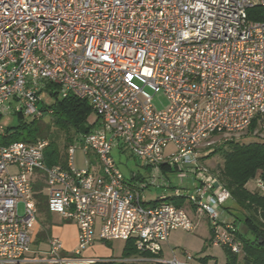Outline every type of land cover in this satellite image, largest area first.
I'll return each mask as SVG.
<instances>
[{"label":"built area","instance_id":"2783aa9c","mask_svg":"<svg viewBox=\"0 0 264 264\" xmlns=\"http://www.w3.org/2000/svg\"><path fill=\"white\" fill-rule=\"evenodd\" d=\"M261 6L264 0H0V264H75L96 240L133 242L136 256L110 261L203 264L187 252L160 256L172 231L195 229L187 208L210 222V245L242 254L235 225L220 217L230 192L203 159L219 140L264 134V23L248 17ZM47 94L85 100L95 116L90 132L66 148L64 164L50 166L48 140L4 144L1 124L9 112L51 116ZM158 94L167 108L155 106ZM113 151L141 160L147 177L125 179ZM36 173L47 211L77 228L73 257L61 255L58 238L44 253L31 249ZM256 183L264 195V182ZM151 189L172 196L145 202Z\"/></svg>","mask_w":264,"mask_h":264},{"label":"trees","instance_id":"16d2710c","mask_svg":"<svg viewBox=\"0 0 264 264\" xmlns=\"http://www.w3.org/2000/svg\"><path fill=\"white\" fill-rule=\"evenodd\" d=\"M249 20L264 23V7L252 8L248 11ZM55 98V96H53ZM52 110L51 124L62 133L66 142V148L73 143L79 135L90 132L95 122L91 120V106L85 100L74 96H68L62 100H57L48 106ZM18 125L11 130L6 129V137L2 143L21 142L33 144L37 140H48L51 151L45 155V161L49 166L54 164H64L65 151L62 153L57 148L58 134L51 132L50 124L41 125L35 120L25 121L21 114H18ZM254 137V136H253ZM215 147V148H214ZM213 147L212 153L219 154L222 163L214 170L217 182L221 183L234 202L235 222H238L245 231L251 234V238L245 239L239 231L237 237L242 242L241 261L236 254L224 249L226 254L225 264H264V195L252 193L245 187L250 179H261L264 182V137H257L251 142H241L239 140H219ZM44 161V162H45ZM33 196L37 202L38 212L47 214L45 206V194L43 178L39 173L35 174L33 183ZM170 201V200H169ZM176 205L183 204L182 201L174 202ZM62 255V254H61ZM137 255V251L132 241L125 242L121 260H125ZM63 257H68L63 255ZM99 264H163L159 262H116Z\"/></svg>","mask_w":264,"mask_h":264},{"label":"rangeland","instance_id":"374dc122","mask_svg":"<svg viewBox=\"0 0 264 264\" xmlns=\"http://www.w3.org/2000/svg\"><path fill=\"white\" fill-rule=\"evenodd\" d=\"M55 101L54 98H52L49 94H47L44 98V102L47 106L51 105ZM155 106L158 109H165L168 106V102L165 100V98L162 96V94H158L155 98ZM23 120H32L29 116L23 114L22 115ZM91 120L94 121L95 116L92 113L90 116ZM37 123L44 125V124H50V130L51 132H54L58 134L57 139V148L60 152H64L66 150V142L64 140V136L62 133L57 132V130L53 127L51 124V118L50 116H44L41 117L39 120L34 119ZM18 115L9 112L8 115L2 117L1 124L8 130H11L12 128L16 127L18 125ZM257 137H264V134L258 133L256 135ZM233 140H239L241 142H251L255 139V137L251 136L250 133H244L240 135H236L232 138ZM217 140V139H216ZM218 144V143H217ZM215 148V147H214ZM51 151V147L47 148L45 150V155H47ZM66 152V151H65ZM113 158L115 159V162L120 170V172L123 174L125 179H128L132 173L135 172V174L141 175V177H147V172L142 168V161L133 158L128 152L121 151L117 153L116 151H113ZM92 159L93 156H91ZM84 158L83 154L77 150L74 156V164L78 168H84ZM203 162L206 164L208 168H211L212 172L217 171V167L222 163V158L219 154H214L211 152L208 153L207 156L204 157ZM46 165L49 166L48 162H46ZM9 171L11 173L15 172L14 168H10ZM246 189L252 193L259 194V189L257 187L256 183V177L255 179H250L246 185ZM163 191L160 189H151L145 191L144 198L148 201L149 199H152L158 195H160ZM168 196L171 197V193H168ZM188 209V208H187ZM20 212L22 213V206H20ZM42 217L43 214L38 215V220L34 226L31 228L30 236H31V249L34 251L37 255L41 254L42 251H45L47 249V243L43 242L44 238L41 231V225H42ZM56 218V217H55ZM197 224L195 223V229L192 232H185L182 230H175L172 231L169 239L168 244L170 248H172L176 255H179L181 252L186 251L187 253L191 254L192 258L198 263L203 264H225L226 261V254L224 249L221 247H216L210 245L208 242L209 240V226L208 222L206 220H200L197 221ZM242 237L245 239L251 238V234H243L241 233ZM62 243V242H61ZM73 241H70V245H67V248L72 249L73 247ZM167 245H163V256L164 258H170L171 252L168 249ZM125 246L124 241H111L107 243L98 242L95 243L93 246H90L86 248L84 253L82 252L81 255L74 256L77 260H80L79 262L75 264H87L84 262L85 260L93 259V260H102L101 262H96L95 264L99 263H108L107 261L111 260H119V258L122 256V252ZM76 247V246H75ZM62 248L63 244H62ZM63 255V253H62ZM241 254L238 255L239 261H241ZM106 260V261H105Z\"/></svg>","mask_w":264,"mask_h":264},{"label":"crops","instance_id":"0c3cea01","mask_svg":"<svg viewBox=\"0 0 264 264\" xmlns=\"http://www.w3.org/2000/svg\"><path fill=\"white\" fill-rule=\"evenodd\" d=\"M142 168L147 172V174H148V171L143 167V165H142ZM135 173V172H134ZM134 173H132V174H134ZM131 174V175H132ZM137 176L139 177V178H144V177H141V175H139V174H137ZM147 176V175H146ZM163 191V190H162ZM168 193L169 192H166V191H163L160 195L162 196V195H167L168 196ZM145 194V193H144ZM160 195H158V196H160ZM158 196H156V197H154V198H152V199H149L148 201L146 200V198H144V201L145 202H148V203H150V202H152L155 198H157ZM233 207H235L234 206V202H233V200H231V202L230 203H228L227 204V206L226 207H224L222 210H220V217H221V219L224 221V222H230V223H233L234 225H235V227H236V229L239 231V233H245V231L243 230V227L238 223V222H235V217H234V215H233V213H235V211H234V208ZM187 212H188V214L190 215V217H191V219L193 220V223L195 224H197V222H195V220H197V221H200V220H206L207 222H208V228H209V234H210V222L207 220V219H197L195 216H194V214L191 212V210L188 208V210H187ZM40 214H42V213H40ZM38 215H39V212H38ZM56 217V218H55ZM38 220H40L39 218H37V221ZM36 221V222H37ZM41 231H42V235H43V238H44V241L43 242H45V243H47V245H48V240L49 239H51V238H58L61 242H62V244H63V247L64 248H62V253H63V255H66V256H68V257H73V252H74V250H75V246H76V244H77V228H76V226H75V224L74 223H72V222H70V221H66V220H63L60 216H58V215H55V214H50L48 211H47V214H43V217H42V225H41ZM96 231H98V224H97V226H96ZM171 234V233H170ZM170 236V235H169ZM209 238H210V236H209ZM168 239H169V237H168ZM209 240V239H208ZM70 241H73V247H72V249H68L67 248V245H70L71 246V244H70ZM99 241L98 240H96L95 242H94V244L95 243H98ZM209 242V241H208ZM93 244V245H94ZM168 244V240H167V242L166 243H164V244H162V246H161V253H160V256L163 258V259H165V260H168V259H170V258H164V256H163V245H167ZM92 245V246H93ZM168 246V249H169V251L171 252V256L173 255V253H174V255L177 257V258H179V259H182L183 257H184V255H183V253L184 252H186V251H183V252H181L179 255H176L175 254V252H174V250L172 249V248H170V246L169 245H167ZM47 248H48V246H47ZM47 250V249H46ZM45 250V251H46ZM45 251H42L43 253L45 252ZM172 251H173V253H172ZM120 259V258H119ZM89 260H92V259H89ZM109 260H111V259H109ZM84 261H86L85 259H84ZM102 260H98V262H101ZM106 261V260H105ZM95 264V263H94Z\"/></svg>","mask_w":264,"mask_h":264}]
</instances>
